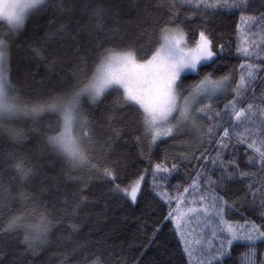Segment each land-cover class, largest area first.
Listing matches in <instances>:
<instances>
[{
    "label": "snow or ice",
    "instance_id": "6c2138e0",
    "mask_svg": "<svg viewBox=\"0 0 264 264\" xmlns=\"http://www.w3.org/2000/svg\"><path fill=\"white\" fill-rule=\"evenodd\" d=\"M0 21V264H147L165 229V264H264V0H0ZM112 201L138 247L91 237Z\"/></svg>",
    "mask_w": 264,
    "mask_h": 264
},
{
    "label": "trees",
    "instance_id": "16d2710c",
    "mask_svg": "<svg viewBox=\"0 0 264 264\" xmlns=\"http://www.w3.org/2000/svg\"><path fill=\"white\" fill-rule=\"evenodd\" d=\"M238 22V17L230 20H224L222 23L218 21L221 28L231 33L234 29L235 23ZM3 22L0 21V30H2ZM229 37L226 36L225 39ZM235 40L234 36H231ZM228 62L235 63V55H227ZM191 78H195V74H188ZM147 162L140 164L141 167L146 166ZM135 172V168L131 169ZM134 179V175L131 177ZM177 180L183 183V176L175 177L172 183L176 184ZM140 215L139 209L133 208L128 204H119L115 201L110 202L106 207L101 202L97 206L94 214L90 218L91 232L90 235L93 240L107 239L109 243L124 246L126 249L131 247H138L140 242L145 238L141 232L137 230V217ZM150 223V221H149ZM178 239L172 234L170 229H165L154 242L153 246L147 250L145 259L147 264H165V262L172 258L175 260L177 251ZM168 253H172L170 257Z\"/></svg>",
    "mask_w": 264,
    "mask_h": 264
}]
</instances>
